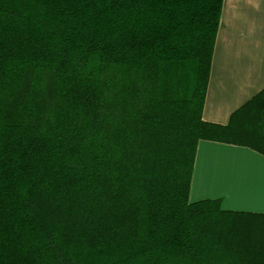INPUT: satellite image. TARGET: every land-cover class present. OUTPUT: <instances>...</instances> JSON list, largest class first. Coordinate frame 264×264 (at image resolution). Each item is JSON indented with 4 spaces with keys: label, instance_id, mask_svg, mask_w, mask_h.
Instances as JSON below:
<instances>
[{
    "label": "trees",
    "instance_id": "1",
    "mask_svg": "<svg viewBox=\"0 0 264 264\" xmlns=\"http://www.w3.org/2000/svg\"><path fill=\"white\" fill-rule=\"evenodd\" d=\"M223 0H0V264H264V213L189 199L200 140L264 155V89L203 116Z\"/></svg>",
    "mask_w": 264,
    "mask_h": 264
},
{
    "label": "crops",
    "instance_id": "2",
    "mask_svg": "<svg viewBox=\"0 0 264 264\" xmlns=\"http://www.w3.org/2000/svg\"><path fill=\"white\" fill-rule=\"evenodd\" d=\"M203 116L226 124L264 89V0H223ZM189 199L221 198L228 210L264 213V155L200 140Z\"/></svg>",
    "mask_w": 264,
    "mask_h": 264
}]
</instances>
